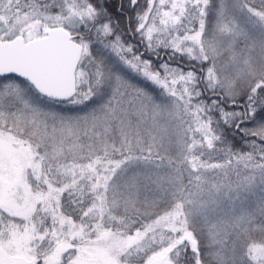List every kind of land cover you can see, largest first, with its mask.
<instances>
[{"label": "snow or ice", "instance_id": "6c2138e0", "mask_svg": "<svg viewBox=\"0 0 264 264\" xmlns=\"http://www.w3.org/2000/svg\"><path fill=\"white\" fill-rule=\"evenodd\" d=\"M0 264H264V0H0Z\"/></svg>", "mask_w": 264, "mask_h": 264}]
</instances>
